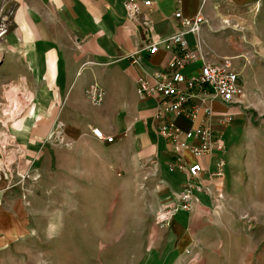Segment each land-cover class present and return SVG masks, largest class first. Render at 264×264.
Segmentation results:
<instances>
[{
	"label": "crops",
	"instance_id": "obj_1",
	"mask_svg": "<svg viewBox=\"0 0 264 264\" xmlns=\"http://www.w3.org/2000/svg\"><path fill=\"white\" fill-rule=\"evenodd\" d=\"M126 1L0 0V4L14 8L7 49L0 60V77L24 83L36 97L31 113L19 123L25 125L22 128L12 125L11 129L38 163L44 160H36V148L44 143L57 119L65 125V138L77 143L78 154L84 153L85 146L79 139L85 135L101 148L114 143L96 137L93 127L115 135V142L123 138L131 140L135 135L140 139L143 154L152 160L149 172L152 170L151 174H158L164 181L167 199L171 198L167 202H170L184 185L188 173L187 170L169 168L175 153L170 140L155 128L158 100L154 96L141 97L136 90L137 79L149 78L155 68L164 67L170 54L163 48L150 54L144 48L145 42L151 37L177 31L180 23L173 12L178 7L189 16L203 7L208 22L201 36L188 32L186 37L192 43L199 42L210 52L237 56L242 44L228 30L221 31L227 22L225 18L242 19L253 26L255 15L251 6L250 9L243 8L247 0H180L179 3L178 0H152L151 5L143 6L149 25H141L127 16ZM259 16L264 23V11ZM260 35L264 42V36ZM139 48L140 61H134L131 55ZM197 65L195 61L185 70L194 71ZM236 65L240 69L238 63ZM95 81L105 89L104 101L98 105L90 103L85 94L87 87ZM242 81L246 91L243 77ZM211 104L213 127L222 133L225 145L230 146L233 131L228 127L229 122L224 123L223 115L234 113V106L220 100ZM201 115L202 112L192 120L188 115L180 114L176 122L184 130L195 128ZM189 141L194 143L198 139ZM182 153L189 163L200 161L205 166L203 181L215 167L219 155L212 152L196 156L190 149H184ZM40 156L47 157V154ZM196 195L198 201L193 210H178L162 223L163 226L156 224L154 248L146 256L147 260L157 259L165 264H226L220 261L227 258L226 252L203 250L206 242L218 237L212 230L214 221L209 214L210 208L214 207L204 203L213 196L200 191ZM28 210L21 193L8 188L0 176V264H24L21 251L15 245L30 222L25 218ZM219 223L222 224L218 221L215 224ZM214 259L216 262L210 261ZM241 260V264H245L246 260Z\"/></svg>",
	"mask_w": 264,
	"mask_h": 264
},
{
	"label": "rangeland",
	"instance_id": "obj_2",
	"mask_svg": "<svg viewBox=\"0 0 264 264\" xmlns=\"http://www.w3.org/2000/svg\"><path fill=\"white\" fill-rule=\"evenodd\" d=\"M250 6L253 26L224 17L221 31L228 30L242 44L235 60L246 91L228 104L235 109L228 113L233 137L225 155L230 164L225 178L213 185V197L204 202L214 207L209 214L218 237L203 250L226 252L227 258L220 259L226 264H241L242 258L245 264H264V42L259 38L264 36L259 16L264 0H247L243 8ZM28 116L13 125L22 128ZM79 142L85 146L82 154L74 140L46 136L36 148V160L43 163L34 161L27 147L20 161L9 163L0 149V176L29 207L25 218L30 222L15 245L22 262L165 264L146 256L154 248L157 226L172 217L167 205L174 202H167L171 198L164 181L149 172L152 160L143 154L140 139H117L102 148L87 135Z\"/></svg>",
	"mask_w": 264,
	"mask_h": 264
},
{
	"label": "built area",
	"instance_id": "obj_3",
	"mask_svg": "<svg viewBox=\"0 0 264 264\" xmlns=\"http://www.w3.org/2000/svg\"><path fill=\"white\" fill-rule=\"evenodd\" d=\"M180 0H178V3ZM152 0H127L125 2L127 16L141 23L149 25L144 5H151ZM14 8L0 4V60L6 52L7 35L11 30ZM173 16L179 20L177 31L166 36L150 38L145 47L150 54L156 53L160 48L169 52L166 65L155 68L151 76L139 77L136 81V90L139 96H154L158 100L156 109V130L173 144L175 156L171 161L170 169L187 170L188 178L182 188L175 194L173 204L169 206L167 215L173 216L178 210L191 211L198 201L197 191L213 194V185L225 178L227 172L226 145L222 133L213 127L211 118L212 101L220 100L225 104L236 103L244 94L241 70L236 65L235 55H221L203 49L199 42L192 43L186 33L201 36L204 25L208 22L203 7L194 15H185L180 7ZM144 29H147L144 27ZM132 53L134 61H140L137 52ZM197 61L194 71L185 69ZM86 94L94 104H101L105 98V89L98 83H91ZM34 92L24 83L15 80H4L0 77V149L9 159V163L20 161L24 156V146L18 141L11 127L25 113H31L35 104ZM199 124L195 128L182 129L176 122L180 114L188 115L196 120L200 113ZM231 119L224 113L226 124ZM64 123L61 120L50 129L48 139L65 140ZM92 132L107 142L115 141V135L105 134L100 127H93ZM197 138L198 142H190ZM190 149L200 156L212 152L219 155L215 167L209 171L208 177L203 181L202 173L206 170L200 161L189 163L182 151ZM218 196L222 193L218 191Z\"/></svg>",
	"mask_w": 264,
	"mask_h": 264
},
{
	"label": "bare ground",
	"instance_id": "obj_4",
	"mask_svg": "<svg viewBox=\"0 0 264 264\" xmlns=\"http://www.w3.org/2000/svg\"><path fill=\"white\" fill-rule=\"evenodd\" d=\"M260 4V2L259 3H257V5H259Z\"/></svg>",
	"mask_w": 264,
	"mask_h": 264
}]
</instances>
